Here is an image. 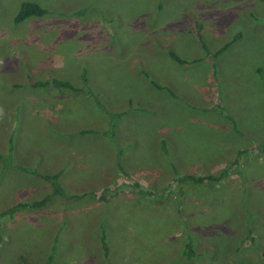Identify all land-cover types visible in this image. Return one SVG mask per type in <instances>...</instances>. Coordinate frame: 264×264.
Segmentation results:
<instances>
[{"label":"rangeland","instance_id":"1","mask_svg":"<svg viewBox=\"0 0 264 264\" xmlns=\"http://www.w3.org/2000/svg\"><path fill=\"white\" fill-rule=\"evenodd\" d=\"M23 2L48 12L16 22ZM132 28L182 40L170 59L213 63V81L202 68L192 77L208 87L202 96L169 107L173 146L105 136L108 113L121 111L114 87L130 102L172 87L159 69L156 80L126 70L116 86L97 83L113 79L114 50L130 38L102 39ZM255 30L264 31V0H0V154L25 169L0 161V264H264V70L254 51L241 61V40L209 52ZM184 109L196 120L185 122ZM149 113L134 115L133 135L159 121ZM33 171L58 174L63 195L3 214L52 192Z\"/></svg>","mask_w":264,"mask_h":264},{"label":"crops","instance_id":"2","mask_svg":"<svg viewBox=\"0 0 264 264\" xmlns=\"http://www.w3.org/2000/svg\"><path fill=\"white\" fill-rule=\"evenodd\" d=\"M250 33L251 35L250 34L246 35L247 42H244L245 41L244 39L246 37L244 35L240 34L241 38L235 41H233L234 37L232 36L233 38L231 37L224 43V45L225 44L228 45L222 51V53L224 54L228 52L229 49H234V47L232 48L233 44H235L238 40H241L242 46L240 49V53L237 55H241V61H242L245 53H251L252 51H254L252 52L250 59L252 60L253 63H255L254 70L261 76V71L264 70V40L261 39L262 37H264L263 34L264 31L255 30V31H251ZM126 35L130 39L128 43L125 42V44L123 45L124 50L115 51L113 46L111 47V49L114 50V53L117 54V59L112 57L115 67L113 79L108 80V78H104L103 76L98 75V77L96 78L97 83L100 84L101 86H104L105 84H110V82H112V84L116 86L117 84H120L121 82L120 78L124 77L128 79V77H126V75L122 73L123 71L125 72L126 70H137L135 72L140 75H143L145 71L146 73L147 72L149 73L150 78L152 77V79L156 80L157 78L152 76V72L154 70L159 69V71H157L159 74L158 77H166L165 79L167 82L165 84H167L168 86L171 85L172 91L171 89L168 88H166L165 91L161 89L160 91L162 92L156 93V95L158 96L157 101L155 100L154 97V98L140 99V100L135 99L130 102L129 99L128 100H125V98L124 100L120 99L121 95L123 94L122 93L123 89L121 90L120 88H118V90H115L116 88L114 87V94H113L114 100L116 98V95L121 92V95L119 96L116 102L117 107L120 108L121 111L117 112L120 113V115L117 117L115 121L113 141L115 142L116 138L122 137L126 140L135 142V147L139 145L140 148H143L147 143L151 142L150 141L151 138H155L154 142H159V145L163 140L167 143V146H173L175 134L170 132V130H167L168 122L166 121L167 113L170 110L169 107L174 108L175 111L177 112L179 108H182V104L180 100H178L177 98H180L181 96L182 97L188 96L195 99L201 97L202 96L201 90H206L208 89V87L200 86L199 82L197 81V78H192V77L196 74V70L202 68L203 71L205 70L206 78L213 81V77H212L214 73L213 63L211 60L209 61L210 63H207L206 60L184 63L182 61L170 59L168 51L177 50V48L180 47L179 44L182 43V40L181 41L172 40V42L169 41L167 42L168 34H165L164 32L158 30L152 31V29L142 31L132 28L127 30L122 29L119 31H113V33L110 35L111 36L110 41L102 39L101 46L108 47L113 43V39L118 41L120 37ZM101 36L103 37V35ZM174 36L176 37V35ZM249 37L254 39L249 40ZM173 47H175L176 49H173ZM199 49L200 46H197V50ZM125 50L127 51L124 54H122L123 51ZM215 50L211 51L209 48V52H215ZM102 51L105 52L104 49H102ZM229 56L230 55H228V53L225 56V61L227 66L228 64L232 65L233 62L235 61V60L228 61L227 58ZM101 68L103 67L101 66ZM121 73L122 76H120ZM259 82L264 87V78L262 76ZM211 88L214 91L216 89V86ZM101 91L103 92V88L101 89ZM172 92L174 94H172ZM164 93H167L168 96H166V94ZM169 97L174 100H170ZM166 105L168 108L166 107ZM142 110H144L145 112ZM184 110L187 111V117H188V120L185 122H189V120L193 122L196 120L192 115L195 114L194 112H192V110H187V109ZM149 111L151 113H149L147 117L152 116L153 120L155 118H159V121L155 124L151 122V119H149L146 135L144 132L140 135L138 134L133 135L134 133H132V130L134 127V115H140L142 113H144L145 115ZM185 122H181V124L185 125ZM173 124L176 125L178 131L181 130L180 128L181 125L178 121H176ZM108 126H109V120H108ZM1 156L4 155L0 154V161H1Z\"/></svg>","mask_w":264,"mask_h":264},{"label":"trees","instance_id":"3","mask_svg":"<svg viewBox=\"0 0 264 264\" xmlns=\"http://www.w3.org/2000/svg\"><path fill=\"white\" fill-rule=\"evenodd\" d=\"M48 11L41 7L39 4L34 3V2H23L21 3L16 15H15V21L20 22L23 20H26L29 17L32 16H43L47 13ZM87 13L86 9H81L75 11L73 14L77 16H83ZM228 44L223 45L221 48L216 50L212 56H216L217 54L221 53L227 46ZM59 84H62L66 87H71V85L67 82H59ZM120 115V113H112L109 112V126L108 129L105 131L106 137H108L110 140L114 138V128H115V121L117 117ZM120 151V149H119ZM1 161L4 169H10V168H18L25 170L22 166L16 164L10 156H1ZM236 163V162H235ZM122 169V168H121ZM30 171V170H26ZM225 171H223L220 175L219 178L223 177L225 175ZM34 174L38 175L40 178L47 180L51 186H52V192L45 196L42 200L39 201H33V202H18L14 205H12L5 213L3 214H8V215H13L14 213L18 212L21 210V208L24 207H40L43 204H45L47 201H49L54 195H63V192L60 187V182H59V175L58 174H53V175H46V174H39L35 171H33ZM190 179L195 180V177H190ZM151 192H147L149 194ZM184 256L186 257L187 260H190L194 256V251L192 248V243L188 241L185 244L184 247Z\"/></svg>","mask_w":264,"mask_h":264}]
</instances>
